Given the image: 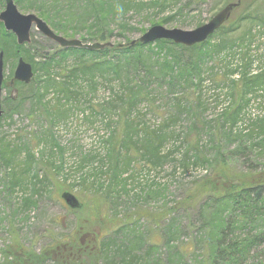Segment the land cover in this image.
Segmentation results:
<instances>
[{"label": "trees", "instance_id": "trees-1", "mask_svg": "<svg viewBox=\"0 0 264 264\" xmlns=\"http://www.w3.org/2000/svg\"><path fill=\"white\" fill-rule=\"evenodd\" d=\"M14 1L21 11L37 14L54 31L63 35H80L84 43H110L116 32L120 36H127V33L133 30L128 26V15L136 10L141 11L144 6L133 0ZM202 1L185 0L183 4V0H155L153 4L162 10L174 6L175 17H182L184 12H190V6ZM244 3L245 0H242L229 21L213 36L205 43L194 47L177 45L170 40H160L148 45L137 40L134 44L132 42L113 44L112 47L96 51L59 47L54 54L39 56L32 52L28 44L19 46L16 37L6 32L3 24L0 23V52L4 53L5 63L7 64L9 58L16 60L23 58L32 65L35 74L29 85L16 82L15 86L11 87L10 81L4 83L3 89L9 92H17V89H20L18 97L6 99V105L9 104L13 112L17 113L26 102H30L33 113L36 108L41 107L42 115L51 117L52 113L58 112L59 107L62 106L59 96H63L65 100L75 97L77 101L83 97L75 86L79 80L85 81L90 89L108 84L113 95L111 101L102 108L109 112L119 111L118 117L124 126L113 133L111 139L106 142L109 145L106 153L108 162L101 159L99 161L101 167L97 173L82 177L78 184H73L70 188H81V191L90 196L100 195L103 191L104 195L110 197L115 195L116 198H121L122 194L128 196L131 193L128 187L134 186L136 182L134 172L140 161H144L149 168H156L167 158L161 152L165 136L146 127L140 129L129 120L137 107L143 103L153 105V98L160 90L166 89L169 91L166 93L173 94L178 88H182L183 97L171 106L172 116L174 119L189 115L198 106L193 96L200 91L205 76H210L212 83L229 88L227 97L232 104L221 115L225 121L220 129L225 132L227 120L231 119L228 132L232 134L242 111L250 102V96L264 87V70L254 74L255 60L249 56L255 39L252 34L253 25L251 24L248 32L242 34L240 38L234 41L228 40L232 35H236L244 23L257 21V19L252 20V17L244 12L235 17ZM3 5L4 1L0 0V6ZM153 21L149 19L150 23ZM215 38L221 39V43L213 44ZM227 51L231 53L233 61L240 56L236 66L232 67L233 61L227 59L228 54L221 59V55ZM69 60L73 65L63 69L62 67L69 63ZM220 63L224 64V68L221 72H217ZM209 64L213 65L210 69H208ZM57 69L61 70L55 73ZM114 83H117L118 87ZM27 87L31 89L30 95L21 93L22 88ZM51 91L57 94L56 105L53 107L46 99ZM55 121L56 119L52 120ZM260 122V129L264 132V121ZM196 124L193 123L194 128ZM117 133L120 135H116ZM33 141L34 139H29L28 143L18 144L5 142L3 137L0 138V164L5 169L11 170L12 192L17 186L25 183L26 178H23V175L27 174L30 178L32 174L36 164L32 150ZM261 145L264 146V134L260 140ZM201 149L198 142L196 145L191 144L185 150L180 165L183 168H188L190 165L212 166L214 172L198 180L186 198L171 209L174 214L182 211L191 213L199 206L201 211L208 215L207 222L198 224L190 221L186 226L185 235L191 236L187 243H179L178 239H172L174 231L171 228L177 223L174 219L144 214V217L149 221L152 220L158 228L149 238L148 249L142 250L140 239L127 245L115 244L112 239L113 231L104 226L106 221L104 211L96 207L94 227L83 231V234L77 230L74 236L66 239L52 238L55 245L63 244L56 250L62 255L63 259L60 258L62 264H163L164 257L161 255L163 250L166 251L168 264H248L253 249L264 241L263 232L255 237L252 236V233L258 230L255 229L256 223L260 219L264 220V170L258 173L249 169L244 173L234 174L222 164L223 160L215 161L216 163L213 164L209 158L203 157ZM246 150L248 148L242 146L236 149L234 154H244ZM22 156L23 175L18 174L14 166ZM96 159H98L97 155L84 157L83 164L89 165ZM217 163L219 168L214 167ZM82 168L83 166L80 167V171ZM104 168L108 169L107 184L101 183L98 186V182H91V177L103 176ZM130 171L134 174H130ZM31 178L39 180L37 174L32 175ZM49 180L45 177L36 185ZM32 190L35 191V185ZM136 200H139L138 196L134 198L135 202ZM31 203H33L32 199L25 200L27 206ZM85 207L86 205L82 204L79 211H84ZM140 214L137 213L136 216ZM112 219L109 225L116 226L114 221L117 218L112 217ZM129 225L131 228L125 230L133 228L132 231L136 232L137 225L132 223ZM11 255L18 258L14 252ZM34 255L31 251L25 252L21 255L23 259L20 260H28V257L34 259ZM5 256L8 254L5 253ZM38 259L48 264L49 258L47 259L46 256Z\"/></svg>", "mask_w": 264, "mask_h": 264}, {"label": "rangeland", "instance_id": "rangeland-1", "mask_svg": "<svg viewBox=\"0 0 264 264\" xmlns=\"http://www.w3.org/2000/svg\"><path fill=\"white\" fill-rule=\"evenodd\" d=\"M133 1L144 5L141 11L131 12L127 17L128 26L133 30L128 32L127 36H120L116 32V36L114 35L109 41L111 44L137 41L154 26H163L169 30L193 31L210 22L226 4L236 0H203L197 5L190 6V12H184L182 17H175L174 6L162 10L154 6L153 1L155 0ZM183 1L182 3L185 4V0ZM4 9L5 1L4 5L0 6V12ZM18 10L24 15L35 14L23 12L19 8ZM242 12L257 21L244 23L236 35H232L228 40L234 41L240 38L242 34L248 32L251 24L253 25L252 34L255 39L249 56L255 60L253 72L257 74L264 70V0H245L235 17ZM149 19H153V23H150ZM54 32L69 40L82 41L80 35H63L60 32ZM220 43L221 39L213 40L215 45ZM85 44H93V42ZM30 46L32 52L39 56L54 54L60 47L36 29H33L31 33V43L28 44V47L30 48ZM226 54H228L227 59L233 61V57L228 51L221 55V59ZM239 58L240 56L235 58L232 67L239 63ZM69 61L62 67L63 69L73 65V62ZM4 64L5 82H9L14 76L18 60L9 58L7 64L5 61ZM212 67L213 65L209 64L208 69ZM223 68L224 64L220 63L217 72H221ZM60 70L57 69L55 73ZM205 77L200 91L193 96V99L198 102V106L189 115L174 119L172 116L171 106L183 97L182 88H178L173 94L166 93L169 92L166 89L160 90L153 98V105L143 103L133 111L129 120L134 122L138 128L146 127L150 131H157L165 136L161 152L167 158L162 165L156 168H149L144 161L136 164L135 174L130 171V174H134L136 182L134 186L128 187L131 193L128 196L122 194L121 198H116L115 195L106 196L103 194L104 191L100 195L90 196L81 191V188H70L73 184H78L82 177L97 173L101 167L99 161L106 160V153L109 149L106 142L111 139L113 133L124 126L118 117L119 111L109 112L102 108L112 99L113 92L108 84L90 89L85 81L79 80L75 86L83 97L77 101L75 97L65 100L63 96H59L62 106L59 107L58 112L52 113L50 118L42 115L41 107L36 108L33 113L30 102H26L17 113H14L12 107L9 104L6 105V99L18 97L20 89L18 88L17 92L3 89L2 110L4 114L0 120V138L3 137L5 142L18 144H25L29 142V139H34L32 150L36 164L30 178L37 174L39 180L32 178L30 180L27 174L24 176L21 173L24 161L22 156L14 166L17 168L16 172L21 173L26 180L12 192L11 170L10 168L5 169L0 164V264H45L43 260L38 259L43 256L49 258L48 264H62L60 260L62 255L56 250L63 244L55 245L52 238L66 239V237L74 236L77 230L83 234V231L94 227L96 207H100L104 211L106 220L104 226L113 231L114 238L112 239L115 244L127 245L140 239L142 250L146 251L149 246V238L158 228L152 220L146 219L145 215L174 219L177 223L171 228L174 231L172 239H178L179 243H187L191 236L185 235L186 226L190 221L198 224L207 222L208 215L206 212H202L199 206L191 213L182 211L174 214L171 209L175 207L176 203H180L186 198L198 180L208 177L214 172L212 166L190 165L188 168H183L180 165L185 150L191 144L196 145L198 142L199 147L202 148L203 157L209 158L213 164L216 163L215 161L223 160L222 164L226 165L228 170L234 174L244 173L249 169L256 170L258 173L264 170V146H260V140L264 134L260 129V121H264V87L250 96L249 104L245 106L240 120L230 134L228 127L231 125V119L227 120L225 132L221 131L222 128L220 129L221 124L223 125L225 121L221 115L232 104V101L227 97L229 88L212 83L210 76ZM114 84L118 87L117 83ZM30 90L29 87L22 88L21 93L30 95ZM56 97L57 94L54 91H51L46 97L47 102H51V107L56 105ZM53 116L56 119L55 122H52ZM193 123H197L195 128ZM116 135H120V133ZM242 146L247 147L248 150L244 154H234L235 150ZM91 155H97L98 159L89 165H84V157ZM106 162L108 161L106 160ZM81 166L83 168L80 171ZM214 167L219 168V163ZM106 171L108 169L104 168L103 176L96 178L93 176L90 181L98 182V186L101 183L107 184L109 175L106 174ZM45 177L51 181L36 185ZM33 185H35V191L32 190ZM64 192H70L78 197L81 203L86 205L84 211H71L61 199ZM136 196L139 197V200L135 202ZM26 199H32L33 203L27 206ZM137 213L142 215L136 216ZM112 217L117 218L114 221L116 226L109 225L113 220ZM130 223L137 225L136 232L132 231L133 228L125 230L131 228ZM255 229L258 230L252 233L253 237L259 235L260 232L264 233L263 219L256 223ZM30 251L35 254L34 259L28 257V260H20L23 259V256L21 257L23 253ZM138 251H140L139 248ZM12 252L17 254L18 258L13 257ZM5 253L8 256H5ZM162 253L163 264H168L166 251L163 250ZM248 264H264V241L253 249Z\"/></svg>", "mask_w": 264, "mask_h": 264}, {"label": "water", "instance_id": "water-1", "mask_svg": "<svg viewBox=\"0 0 264 264\" xmlns=\"http://www.w3.org/2000/svg\"><path fill=\"white\" fill-rule=\"evenodd\" d=\"M5 9L0 13V22L3 24L6 32L12 33L17 40L19 46L31 43V33L36 29L47 39L55 42L60 48H78L89 51L103 50L112 47L111 43H93L85 44L78 39H66L63 36L56 34L48 24L35 14L24 15L20 13L14 0H4ZM242 0L237 3H230L214 16L207 24L196 28L193 31H183L178 29H166L163 26L151 27L139 41L143 44H151L160 40H170L177 45L185 47H194L205 43L211 36H213L222 26H224L231 18L233 12L240 6ZM132 42V44H134ZM4 53H0V120L4 114L2 110V94L3 84L5 81L4 75ZM34 79V70L30 63L23 58L18 60V65L15 70L13 79L9 85L15 86L16 82L29 85ZM62 201L66 206L72 210L77 211L82 207L81 201L74 194L64 192L61 195Z\"/></svg>", "mask_w": 264, "mask_h": 264}]
</instances>
